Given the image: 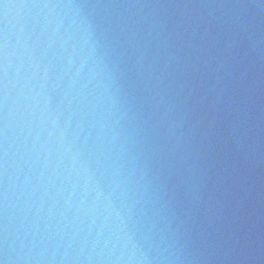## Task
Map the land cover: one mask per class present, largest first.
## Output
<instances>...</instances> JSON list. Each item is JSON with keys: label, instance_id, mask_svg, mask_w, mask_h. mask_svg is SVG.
<instances>
[{"label": "water", "instance_id": "water-1", "mask_svg": "<svg viewBox=\"0 0 264 264\" xmlns=\"http://www.w3.org/2000/svg\"><path fill=\"white\" fill-rule=\"evenodd\" d=\"M0 261L264 264V0H0Z\"/></svg>", "mask_w": 264, "mask_h": 264}, {"label": "snow or ice", "instance_id": "snow-or-ice-1", "mask_svg": "<svg viewBox=\"0 0 264 264\" xmlns=\"http://www.w3.org/2000/svg\"><path fill=\"white\" fill-rule=\"evenodd\" d=\"M5 7H7V5H5ZM0 264H4V262L3 261H0Z\"/></svg>", "mask_w": 264, "mask_h": 264}]
</instances>
